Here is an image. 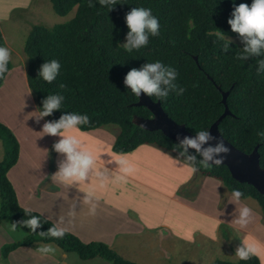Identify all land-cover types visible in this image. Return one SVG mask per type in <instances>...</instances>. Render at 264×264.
<instances>
[{"label":"trees","instance_id":"16d2710c","mask_svg":"<svg viewBox=\"0 0 264 264\" xmlns=\"http://www.w3.org/2000/svg\"><path fill=\"white\" fill-rule=\"evenodd\" d=\"M253 0H116L109 8L100 0H51L55 13L76 15L61 24L49 27L44 23L31 24L25 39L23 54L26 60L27 81L40 113L49 95L64 97L61 107L44 117L49 122L64 115L88 117V123L78 125L83 132L111 128L117 131L114 153L129 154L142 146L155 147L166 153L181 156L183 146L161 131H148L137 126L135 117L152 118L146 107H138L139 98L124 84L132 69L161 61L175 70L174 88L165 98H150L161 102L164 111L188 132L196 135L201 129L210 131L225 113L223 93H229L227 105L231 115L219 125L223 137L240 151L251 154L259 148L260 164L264 169V50L260 55L245 53L244 38L232 31L228 23L235 7L251 6ZM136 7L151 8L160 22V34L149 35V42L139 50L127 52L124 45L130 31L126 15ZM223 34V39L216 32ZM0 46H5L0 27ZM195 58H198V63ZM58 60L59 74L51 83L39 72L42 65ZM13 65L10 60L9 72ZM0 79V89L8 76ZM183 89V91H181ZM0 141L4 158L0 161V220L15 224L25 231L23 242L11 244L3 250L8 258L22 245L55 244L63 252L76 254L83 261L102 259L110 264H140L119 255L107 243H87L75 233L66 231L63 239L49 237V229L56 226L44 215L25 209L17 198L9 180L10 170L18 163L20 145L16 135L0 122ZM187 155L197 160L186 162L195 172L222 182L229 192L239 189L242 200H255L264 218V195L253 186L236 181L226 166L200 165L202 157L188 149ZM39 217L35 232L23 222ZM41 233H44L42 236ZM213 264H261L258 257L238 262L216 261Z\"/></svg>","mask_w":264,"mask_h":264},{"label":"rangeland","instance_id":"374dc122","mask_svg":"<svg viewBox=\"0 0 264 264\" xmlns=\"http://www.w3.org/2000/svg\"><path fill=\"white\" fill-rule=\"evenodd\" d=\"M76 12L77 9H74L68 16L61 17L55 13L51 0H0V14L4 16L5 20L1 24L5 28L8 41L11 37L15 38V44L10 46L13 69L2 86L0 101L2 100L4 104L12 101L7 108L9 112L13 110L12 118L8 117L9 123H12L11 121L21 123V120L25 122L26 125L23 127L19 125V134L42 131L37 119L31 115L34 112L33 106L35 113L39 115L35 98L32 106V103L23 101V93L20 92L24 73V82L28 84L23 48L32 21H41V23L53 27L69 21L76 15ZM32 18L38 20H32ZM28 25L29 28H27ZM13 106L14 108H12ZM27 115H29L28 118ZM30 126H33V130ZM100 130L83 132L76 129L72 134L77 135L84 146L96 157V161L103 163L104 166L96 164V168L90 171L88 178L83 182L66 184L57 181L53 192L37 195L35 202L37 207L42 208L43 214L46 211L50 213V209L45 207L49 198H86L89 194L91 198H110L108 197L110 195L117 198L112 203L113 208H116L117 211L123 209L124 198H130L128 202L129 204L133 203L132 210L138 213V215H133L134 218L136 217L135 220H132L134 221L133 225L128 221H118L114 214L111 218L103 217L101 220L104 230L100 236L104 242L113 241L114 243V237L117 235L113 234L122 230L123 234L117 238L114 246L108 244L123 258L140 264H213L219 260L234 263L240 260L235 256V251L241 245L242 239V234L238 230L240 226L235 223V220L239 218V210L246 205L252 209L255 216L262 213L261 208L259 209L252 201L237 203L234 198L226 196L225 191L228 189L222 182L211 178L201 179L200 175L191 169V165L181 161L178 156L155 147L144 146L128 155H116L113 146L117 131L111 128L105 129L108 130L107 132ZM38 135L40 144H47L50 149L47 158L41 149L30 156L29 162L33 163L35 169L28 174L34 182L40 180L41 184L53 186L55 173L49 177L41 171L43 169L49 171V166H51L53 172H58L55 165L60 160L62 153H58L54 148L57 135L43 134V131ZM59 138L62 139L60 135ZM112 139L113 143H111ZM21 149L22 146L20 155ZM1 155H4V148L0 141V159ZM119 158H126L134 171L127 175L123 173L121 165L117 162ZM27 161L25 160V163L29 171V162ZM111 166L115 167L113 171H117L120 176L115 173L113 175L108 170ZM98 172L103 176H98ZM117 176L124 177V179L118 180ZM102 178L106 181H102ZM204 183L207 185H203ZM27 200L25 199L24 203ZM95 205L98 206V210L107 211L106 204L99 206L98 202H95ZM128 214L129 212L126 213V215ZM159 221H163V224L157 228H162V230L168 228L177 236V239L164 243L169 251L165 250L166 253L160 248L162 246L160 242L157 243L154 238H149L150 232L157 229L150 225L157 224ZM248 225L252 227L255 224L252 221ZM137 231L139 234L134 233ZM26 235L25 231L17 226L15 233H12L15 243L23 242ZM100 236L97 238H101ZM81 238L84 241L86 239V237ZM248 242H257L260 245L262 239L260 238L259 241L257 239L249 240ZM146 243H148V248L144 249L143 245ZM42 245L44 244H35L31 247L22 245L17 249H27V251L17 253L16 249L14 257H8V260L3 256L1 261H5L7 264H10L11 261L13 264H42L31 258V256L38 257L33 249H39ZM50 245L57 249L55 244ZM197 246H201L200 249ZM59 251L57 249L52 254L49 259L50 263L52 258L58 261ZM166 254L171 257L165 260ZM259 260L261 264H264V255ZM73 262L85 264L76 254L69 255L68 264Z\"/></svg>","mask_w":264,"mask_h":264},{"label":"clouds","instance_id":"9594fccd","mask_svg":"<svg viewBox=\"0 0 264 264\" xmlns=\"http://www.w3.org/2000/svg\"><path fill=\"white\" fill-rule=\"evenodd\" d=\"M102 5H107L109 8L116 4V0H100ZM126 23L130 29L127 36V43L124 48L131 53L134 49L139 50L145 47L149 42V35L158 36L160 34V22L157 16L152 12L151 8L136 7L126 15ZM228 23L231 25L232 31L240 34L244 38L245 53L252 55H260L264 50V0H253L251 6L248 4H240L235 7L232 18ZM216 35L223 39L221 32H216ZM11 60V51L5 46H0V79L4 78L9 72V62ZM261 66L264 67V61H261ZM61 64L58 60L53 59L51 62L44 63L39 72V76L49 83L54 81L59 74ZM177 73L175 70L166 68L163 63L157 60L155 63L146 64L142 69H132L125 78L126 86L130 87L132 93L139 97L141 92L148 96L156 98H165L168 96V91L162 85L174 88L173 81L176 79ZM183 91V89H181ZM64 97L59 95H49L43 101L42 110L39 117L43 118L53 114L54 110L61 107V101ZM88 123V117L71 114L64 115L58 121L47 122L43 126V134L53 136L60 135V139L55 143L54 148L58 153L65 154V160L60 163L59 170L54 176V179L66 184L85 181L90 171L96 168V157L88 150L82 140L72 134L78 129V125ZM207 129H201L195 137H185L181 144L183 152L181 156H186V162H192L194 165L197 157L195 155H187L188 149H195L202 157L200 165L207 168L211 164L221 165L227 158L229 148L225 146L221 140L215 146L209 145L204 147L210 140H214ZM223 154V155H222ZM117 162L121 165L123 173L130 174L134 171L132 165L126 158H119ZM192 170H197L196 167H191ZM98 176H103L102 173H97ZM124 177H118L122 180ZM106 181L105 179H101ZM232 197L237 203L245 196L239 189L231 191ZM91 195L85 198L87 203H90ZM96 206L93 205L89 211L90 215H95ZM253 220L252 209L248 206H243L239 210V218L235 223L242 229L247 227ZM30 227L33 232L40 227L39 217L33 216L31 219L23 222ZM16 225H11V231H15ZM66 229L58 226H53L49 229L47 235L49 237L63 239L66 234ZM43 236L44 233H41ZM38 251L43 255L54 254L57 249L50 244L42 245ZM264 255V248L255 242L243 240L241 245L237 247L235 256L241 260H248L253 256L261 257Z\"/></svg>","mask_w":264,"mask_h":264},{"label":"crops","instance_id":"0c3cea01","mask_svg":"<svg viewBox=\"0 0 264 264\" xmlns=\"http://www.w3.org/2000/svg\"><path fill=\"white\" fill-rule=\"evenodd\" d=\"M32 20H38V19L32 18ZM3 21H5L4 16L0 14V27H1L4 39L6 41L7 48L10 49V46L15 44V38L11 37V39L9 38V41H8L7 35L5 34L6 33L5 28L1 24ZM39 22H41V21H32V24L33 23H39ZM27 28H29V25L27 26ZM20 58L22 59L21 55H20ZM24 76H25V73H24ZM24 76H22V79H21L22 85L20 87V89H21L20 92L23 93V101L27 102V103H32V106H33L35 97H33V93L31 92V89L29 88V85L27 84V82L26 83L24 82V79H25ZM2 88L0 89V93L2 91ZM10 103H12V101L6 102V104H4L2 102V100L0 101V122L11 129V131L17 137L20 147L22 146L19 162L10 170L9 178H10V181H11L15 191L17 192V196H18L20 204L25 209L44 215L45 217H47L48 219L53 221V223L56 226L65 228L67 231L75 233L79 237L80 236L83 238L86 237L85 242H87V243L104 240L100 236L101 232L104 230V225H103V223H101V220L103 219V217L111 218L112 215L114 214L118 221H120V220H123L124 222L128 221L131 225H133L134 221H132V220H135V218H136V217L134 218L133 215H138V213H136L134 210H132V204L133 203L129 204V202H128V199H130V198H124L123 209H121L120 211H117L116 208L114 209L113 205H112L113 200H115L117 198H114L113 196H110V195L108 196L110 198H91L90 203H87L85 201V198H49L47 205H45V207L50 209V213H48L46 211V213L43 214V212L41 210L42 208L37 207V204L35 202V201H37V195L44 193V192L45 193L53 192L54 188L57 185V180L54 179V182L52 184L53 186H50V185L47 186V185L41 184V182H39L40 180L39 181L36 180L34 182L30 178L28 172H31L35 169L33 167V163L29 162L30 156L32 154L34 155L39 149H41V152H43V154H45V157L47 158V156H48V151L50 148L47 147V144H44V145L40 144L38 133L43 131L44 124L49 122V121L46 120L44 117L40 118L39 115H37L35 113L34 106H33L34 112L31 115H33L37 119L38 124L40 125L39 128H42V131H34V132L28 133V134H19V125L21 127H23L26 124L23 120H21V123H19V122L15 123L13 121H11L12 123H9L8 117H9V119H11L13 116V110H11L10 112H9V110H7V108H9L8 105ZM12 108H14V106ZM8 112H9V114H8ZM28 116L29 115H27V118H28ZM11 124H13V125H11ZM30 128H31V130H33V126H30ZM95 131H97V130H95ZM99 131H101V130H99ZM102 131L107 132L108 130L102 129ZM56 139H57V141H56V143H57L60 140L59 135H57ZM113 142H114V140L112 139L111 143H113ZM108 144H109V146H111L110 142H108ZM142 147H144V146H142ZM139 148H141V147H139ZM116 155H118V154H116ZM121 155H123V154H121ZM124 155H128V154H124ZM3 158H4V155H1L0 161H2ZM64 158H65V154L62 153L60 160L55 165L57 167V170H59V165ZM25 160H28L27 162H29V171L27 169ZM101 162H103V161H101ZM96 164L100 165V166H104V164L100 163L99 161H96ZM114 168H115L114 166H111L108 168V170L110 172H112L113 175L117 174L120 176V174L117 171H113ZM104 171L107 172L106 170H104ZM41 172H43L45 176H49V177L52 176L54 173H55L54 174V176H55L57 173L55 171L54 172L52 171L51 166H49V171L43 169ZM41 172H40V174H41ZM40 174H39V179H40ZM119 176H117V177H119ZM200 177H201V179L202 178H208V177H203L201 175H200ZM205 184L206 183H204L203 185H205ZM228 191L229 190L225 191L226 196H229V198H233L231 193ZM216 197L218 198V196H215V198ZM22 198H24V199H22ZM25 199H28V200L24 203ZM44 199L46 200V198H44ZM240 201H252L260 209V206L258 205V203L255 200L246 199V200H240ZM95 202H98L99 206H101L102 204H106L107 205V211L103 212L102 210H98V206L95 205ZM178 204H180V203H178ZM93 205L96 206V212H95V215H90L89 211ZM44 210H45V208H44ZM139 210H140V208H139ZM128 212H129V214L126 215V213H128ZM210 214H211V211H210ZM252 221L255 224L252 227H251V225H247V227H245L243 229L241 227H238L239 232L242 234L241 243L243 240L254 241L257 239V241H259V239L261 238L262 243H260V246L262 248H264V218H263L262 213L257 214L255 216L253 215ZM162 224H163V221H159L157 224L150 225V226L152 228H157L158 226H161ZM124 226H127V225L124 224ZM133 229L135 230V228H133ZM255 230H257V231H255ZM0 232H1V235H0L1 236L0 237V264H7V262L1 261V259L3 257L2 254H3V250L5 249V247L15 243L14 242L15 239L12 236V233H15V231L14 232L11 231V224L10 223L3 221V220H0ZM134 233L139 234V231L134 232ZM121 234H123L122 230L118 233L113 234V235H117L114 237V243H113V241H111V242L105 241V242L107 244L109 243L111 246H114L115 241L117 240V238H119L121 236ZM150 234H151V236H149V238H152V239L154 238L155 242H157V243L160 242L162 245L160 248L163 249V251L165 253H166V251H168V249L164 246V243L166 241H169V240L177 239V236L174 235V233L171 230H169L168 228H163V230H162V228H157V229H154V232L151 231ZM97 236H100L101 238H97ZM197 237H198V235H197ZM102 242H104V241H102ZM44 245H46V244H44ZM200 247L201 246H197L198 249H200ZM143 248L144 249L148 248V243L144 244ZM19 249H17L18 251L16 250L17 253H19L21 251H27V249H21V248H19ZM57 249L60 250L59 251L60 255L58 254L59 255L58 261L52 258V262L50 263L49 259L52 257V254L43 255L38 251V249H33V252L35 254H37L38 257L31 256V258L37 262H41L42 264H68L69 255H73V254L65 253L58 247H57ZM14 255H15V250L12 253H10L9 257H14ZM169 257H171V256L166 254V258H164V259L166 260ZM157 258H158V256H157ZM259 258L261 259V257H259ZM8 260H9V258H8ZM83 262H85V264H108V262L100 260L99 258L89 260V261H83ZM10 264H13V262L11 261ZM72 264H77V263L73 262ZM79 264H83V263L79 262Z\"/></svg>","mask_w":264,"mask_h":264},{"label":"water","instance_id":"95a60500","mask_svg":"<svg viewBox=\"0 0 264 264\" xmlns=\"http://www.w3.org/2000/svg\"><path fill=\"white\" fill-rule=\"evenodd\" d=\"M195 60L198 63V58H195ZM228 96L229 93H223V104L226 107V111L221 116V118H219V120L215 122V124H213L209 131L210 134L215 137V139L210 140L207 144L204 145V147H208L209 145L215 146L222 140L225 146L228 147L230 151L227 154V158L221 165L226 166L229 169L232 177L236 181L249 184L256 188L260 194L264 195V169L260 164L261 156L259 153V148H256L251 154L244 153L237 149L229 141H227L219 131V125L222 120L225 117L231 115V112L227 105ZM138 98L139 102L136 104V106L148 108L153 117L148 119L135 117L133 122L137 126L148 131H161L165 136L179 143H181V141L185 137L192 138L196 136L190 134L185 125H179L175 121H173L164 111L160 101L154 102L150 98V96H148L146 93H143V91ZM189 149L196 151L192 148ZM210 165L217 166L211 164V162Z\"/></svg>","mask_w":264,"mask_h":264}]
</instances>
